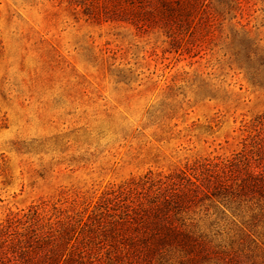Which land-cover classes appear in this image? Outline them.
<instances>
[{"label":"rangeland","instance_id":"rangeland-1","mask_svg":"<svg viewBox=\"0 0 264 264\" xmlns=\"http://www.w3.org/2000/svg\"><path fill=\"white\" fill-rule=\"evenodd\" d=\"M227 1H214L211 42L182 53L64 0H0V221L64 186L239 151L242 124L264 112V86L238 55L251 38L264 43V0ZM151 111L172 118L162 126Z\"/></svg>","mask_w":264,"mask_h":264},{"label":"trees","instance_id":"trees-1","mask_svg":"<svg viewBox=\"0 0 264 264\" xmlns=\"http://www.w3.org/2000/svg\"><path fill=\"white\" fill-rule=\"evenodd\" d=\"M64 1L99 25L164 35L182 53L210 43L221 16L215 0ZM261 40L238 55L250 82L264 86ZM149 117L163 126L172 115ZM240 144L230 155H196L103 188L64 186L9 210L0 264H264V112L242 124Z\"/></svg>","mask_w":264,"mask_h":264}]
</instances>
